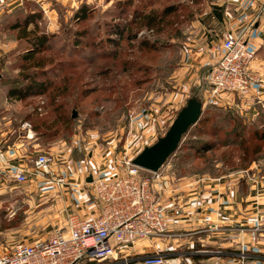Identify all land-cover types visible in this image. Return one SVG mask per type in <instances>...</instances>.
<instances>
[{
  "label": "rangeland",
  "instance_id": "374dc122",
  "mask_svg": "<svg viewBox=\"0 0 264 264\" xmlns=\"http://www.w3.org/2000/svg\"><path fill=\"white\" fill-rule=\"evenodd\" d=\"M38 1L19 0L9 7L11 0H3L0 5V144L29 152L8 175L22 170L33 174L26 186L6 176L13 191L0 188V231L13 232L2 236L5 243L12 237L31 244L66 228L71 220L99 216L101 205L87 179L114 171L124 175L126 162L165 135L180 111L168 99L176 93L181 59L195 45L199 28L218 33L220 18L211 13L215 9L218 13L221 4L220 0ZM36 39L44 41V50L34 63H26L23 57ZM203 48L197 49L203 52ZM29 73L37 76L35 81L45 92L22 101L8 99L10 89L30 83ZM206 98L207 89L199 121L161 168L159 180L165 182L151 187L152 194L159 193L161 208L165 193L180 198L185 180L218 179L222 190L218 194L224 196L240 175H255L264 183V112L248 121L239 110L206 104ZM158 115L162 125L151 130L152 123L160 122ZM140 118L145 134L134 126ZM38 155L51 160L49 176L36 178L32 162ZM55 177L64 183L56 187ZM37 180L54 185L51 197L37 193L38 184H32ZM171 208L179 215L164 208L161 216L167 225L183 213L179 203ZM226 229L244 231L230 224ZM233 249L218 247V255L204 253L205 258L192 260L227 263L232 254L237 256L235 264L252 259L251 253Z\"/></svg>",
  "mask_w": 264,
  "mask_h": 264
},
{
  "label": "crops",
  "instance_id": "0c3cea01",
  "mask_svg": "<svg viewBox=\"0 0 264 264\" xmlns=\"http://www.w3.org/2000/svg\"><path fill=\"white\" fill-rule=\"evenodd\" d=\"M3 0H0V5ZM10 0H6L8 2ZM19 0H11L7 5L14 6ZM39 0L38 2H40ZM220 21L218 20V33L214 30L205 31L199 28L194 39L195 45L185 50L180 65V79L177 82L176 93L168 99L173 105L181 109L186 105L190 97L196 96L200 100L203 92L207 89V76L216 63L218 55L209 48L215 42H221L222 37L227 35L233 38L242 37L246 40L247 48L254 52V59L249 65V72L253 76L251 91L246 98L236 95H221L215 101H205L218 107H233L241 112L245 120H255L264 110V0H220ZM18 4V3H17ZM198 47H204L203 52ZM190 91V93H189ZM193 92V96L191 95ZM202 103V100H201ZM203 104V103H202ZM171 109L175 107L169 106ZM203 108V105H202ZM160 122L152 123L151 130L162 125L163 119L157 116ZM136 120V119H135ZM135 120L132 122L134 123ZM148 124V121H145ZM138 133L145 134L142 118L134 125ZM155 133V131H154ZM29 154L27 148L5 146L0 144V188L13 191L12 182H8L9 172L14 166L24 163L22 158ZM248 173V172H247ZM164 180H161L162 182ZM165 182V181H164ZM219 180H202L196 183L185 180L184 190L180 198L174 199L171 193L164 194L162 204L166 211L172 205L179 203L182 208V216L178 221L168 220L166 235L143 241L136 246L120 248L112 257L99 262L83 260L79 263H123L142 264L141 259L146 255L159 256L165 253L170 259L167 264H213L200 263L192 258H205L204 253L218 255L219 248H234L236 252L243 251L252 254V259L247 264H264V183L259 182L255 175L238 176L231 181V191L228 196L219 195ZM36 189L40 195L52 196L53 186L50 182L36 181ZM26 186L25 184H19ZM168 188V182L164 183ZM246 187V188H245ZM182 188V187H181ZM262 188V189H260ZM245 193L243 194V190ZM51 195V196H50ZM219 198V200H218ZM224 203L229 206L222 207ZM256 220L251 224L247 219ZM244 222H247L245 224ZM234 225L236 228H244L243 232H234L226 229ZM219 228V230H218ZM10 230L0 231V254L17 243L12 237H7L6 243L2 242V236H8ZM219 233V234H218ZM238 234V235H237ZM219 243V245H218ZM28 244V243H26ZM235 256L227 263L235 264ZM193 261V262H192ZM204 261V260H201ZM207 261V260H206ZM205 261V262H206ZM218 264V263H214Z\"/></svg>",
  "mask_w": 264,
  "mask_h": 264
},
{
  "label": "built area",
  "instance_id": "2783aa9c",
  "mask_svg": "<svg viewBox=\"0 0 264 264\" xmlns=\"http://www.w3.org/2000/svg\"><path fill=\"white\" fill-rule=\"evenodd\" d=\"M213 45L211 50L218 58L207 76L206 100L212 101L228 94L246 98L254 81L249 72L254 52L247 48L246 40L242 37L225 35L218 46ZM33 161L36 178L49 176L51 160L48 157L38 155ZM125 166L122 176L114 171L97 180L92 178L94 192L101 205L98 217L85 221L71 220L66 228L55 229L44 240L14 244L0 254V264H80L83 260L99 262L112 257L120 248L133 247L166 235L167 220L161 216L165 209L160 206L159 193L151 192L152 185L160 183L162 169L148 176L133 166L131 161L126 162ZM30 174L33 175L22 170L9 177L17 184H27L32 180ZM55 180L56 187L64 183L63 178L55 177ZM174 209H169V212L178 216L179 210ZM167 257L146 255L141 262L167 264L173 260Z\"/></svg>",
  "mask_w": 264,
  "mask_h": 264
},
{
  "label": "water",
  "instance_id": "95a60500",
  "mask_svg": "<svg viewBox=\"0 0 264 264\" xmlns=\"http://www.w3.org/2000/svg\"><path fill=\"white\" fill-rule=\"evenodd\" d=\"M202 109V103L198 97L189 98L186 105L177 113L165 135L153 145L143 148L131 164L145 172L157 173L177 150L183 136L199 121ZM71 118H75L74 112ZM86 182L91 183L92 178L89 177Z\"/></svg>",
  "mask_w": 264,
  "mask_h": 264
},
{
  "label": "trees",
  "instance_id": "16d2710c",
  "mask_svg": "<svg viewBox=\"0 0 264 264\" xmlns=\"http://www.w3.org/2000/svg\"><path fill=\"white\" fill-rule=\"evenodd\" d=\"M217 11V9H215L214 12H212L211 14L214 17L220 18V13H215ZM219 11V10H218ZM219 14V15H218ZM84 18V17H82ZM18 36L20 38H22L19 33ZM32 44V50L29 51V53H27L26 55H24L23 59L24 61H26V63H34V58L35 56L40 53L43 49V47L45 46V43L43 40L41 39H36L35 42L31 43ZM38 66V65H37ZM30 75H28L29 77L27 78L28 81L30 83H28L26 86L24 87H20L18 89H10L7 92V98L10 100H14V101H22L25 100L29 97H33V96H37V95H41L43 94L45 91L40 87V84H38L35 80H36V75H32L31 73H29ZM264 112V110H262V113ZM86 264H91V263H86ZM93 264V263H92Z\"/></svg>",
  "mask_w": 264,
  "mask_h": 264
}]
</instances>
